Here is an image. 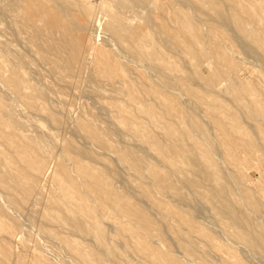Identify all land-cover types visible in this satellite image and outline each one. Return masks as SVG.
Listing matches in <instances>:
<instances>
[{
  "label": "bare ground",
  "instance_id": "6f19581e",
  "mask_svg": "<svg viewBox=\"0 0 264 264\" xmlns=\"http://www.w3.org/2000/svg\"><path fill=\"white\" fill-rule=\"evenodd\" d=\"M138 1L145 8L152 4L162 14L166 10L167 0ZM55 2L67 23L47 0H0V20H5L13 40L22 47L15 49L4 41L0 46V56L6 59L0 61V215L10 221L13 213L22 216L23 201L27 202L34 188L25 175L40 176L53 155L54 135L43 131L30 115L51 122V128L63 122L53 105L57 99L50 96L53 88L49 90L35 79L38 71L33 66L69 85L81 70V51L92 49L95 59L86 77L90 100L73 121L72 138L78 144L63 141L51 172L46 174L50 187L43 199L49 209L41 213L38 232L50 239L48 244L51 241L48 253L78 249L82 264H189L192 261L182 257L179 246L191 255L195 246L178 232L179 245L172 243L164 220L154 216L159 210L165 218L173 213L163 199L170 196L179 209L184 204L193 208L190 216H179V211L173 215L182 218L194 234L210 238L197 222L206 210L228 234L257 249L264 259V232L254 228L253 219L260 218L264 208V77H241L237 66L240 55L254 58L264 73V17L256 14L264 0H180L181 6H169L171 23H156L157 28L149 24L150 17L143 24L135 23L140 13L122 1L107 0L96 11L92 0ZM71 6L87 16L94 11L110 46L105 42L90 47L83 40L85 34L71 33L69 25L78 18L70 12ZM172 53L183 61L182 69L170 59ZM173 93L181 99L177 101ZM157 96L167 100L160 106L144 100ZM105 104L116 113L115 127L99 122ZM254 119L257 123L251 121ZM30 127L36 131H29ZM215 128L220 135L215 134ZM122 135L130 136L132 142ZM149 149L159 157L157 162L166 161L174 168L166 172L150 164L145 158ZM110 156L116 167L119 161H127L137 177H146L136 188L139 196L122 187L118 168L105 163ZM249 168L256 176H250ZM179 171L183 178L176 183L171 173ZM70 205L76 213H71ZM122 215L147 235L156 230L155 245L143 240L153 261L142 253L121 256L110 245L103 225H109L105 220L112 218L114 232H122L126 229L119 219ZM73 237L92 242L91 261ZM218 248L232 253L221 245ZM37 260L29 264H47ZM233 263L243 264L240 258Z\"/></svg>",
  "mask_w": 264,
  "mask_h": 264
},
{
  "label": "rangeland",
  "instance_id": "374dc122",
  "mask_svg": "<svg viewBox=\"0 0 264 264\" xmlns=\"http://www.w3.org/2000/svg\"><path fill=\"white\" fill-rule=\"evenodd\" d=\"M106 1L107 0H92V5L94 7V10L96 11V9H98L99 6L101 4H104ZM117 1H122L123 3H128V4L135 6L136 12L140 13L139 16L136 17V19L134 20V22L137 24H143L145 22V20L147 19V17H150L151 19H149V24L151 23V26L153 28H157L158 25L156 23H159V22L164 21V22H166L167 25L169 23H171V19L167 17V14H169L170 12L172 13V9L169 7L172 3H173L172 5L181 6L180 0H167V2H165L166 10L162 14L160 12V10L154 8V6L152 4L148 5L145 8L144 3L140 2L138 0H117ZM47 2L50 5H52V7L55 8V10L58 12L60 19L64 23L65 22L67 23V19L64 16V14L60 11V7L58 6V3L55 2V0H47ZM24 5L26 6V4H24ZM19 7L21 9H24L23 5H21ZM263 7L261 8V10L256 8V14H258L261 17H264V8ZM141 9H143V10H141ZM182 9L184 10V12H186V13L188 12L187 8H182ZM69 10H70V12L74 13V15L76 17H78L74 21V23H76V24L73 23V24L69 25L70 31L74 36L81 35V37H82L83 34H85L83 36V40H84L85 44H87L90 47H94L95 44H96V46H104V44H106V43L110 46V42L108 41V39L107 38L103 39L105 34L103 33L102 29L100 28V25H98V22L95 19V18H97V16L93 17L94 11H93V14L91 16H87L79 7L71 6ZM29 11L32 14L34 13V11L32 9H30ZM34 17L35 18L37 17L35 15V13H34ZM155 20H156V22H155ZM0 22H1L0 23V46H2L1 42L4 41L6 43H9V45H11V47H13L15 49H21L22 47H20V44L17 41L13 40V38L10 34V30L5 25V20H0ZM78 25H80V27H78ZM81 26H83V27H81ZM2 27H4L5 29L3 30ZM85 37L87 38L88 41L86 40ZM223 38H224L223 36L220 37V39H223ZM6 39L12 40V42L11 41L9 42ZM88 42H89V44H88ZM92 45H94V46H92ZM109 48L112 49L111 47H109ZM91 50L92 49H86V50L81 51V53H80L81 70L76 76H74V78H73L74 80H72L73 81L72 84H69V85H64L62 81H58V80L50 77L44 71L43 68L38 67V66H33L38 71L37 73H34L35 79H37V81L40 82L41 84L45 83L47 89L52 90V88H53L54 93L50 96H51V98L57 99L53 103V105H54V107L57 106L59 115L61 116L63 122L60 126H58L56 128H51L50 127L51 122L48 123V121L44 120L41 116L30 115L31 118L33 119V121H35L43 129V131H47L51 135H54L53 141H54L55 145L52 148V154L53 155H51L50 159H48V161L46 162L47 166L45 165L43 168L44 175H42L43 173H39V174H41L40 176H38V174H35L37 177L34 175V178L31 176L30 173H27L25 175L24 179L26 181H30V182L32 181L34 183V188L32 189L31 195L27 199V202L23 201L24 202L23 204H25L26 208L24 207L19 212L20 216L21 215L22 216L19 217V215H17V213H13L14 216L12 215L13 216L12 221H10V219H8L7 217L0 215V251L5 253V257H4L3 253L0 252V264H29L30 261L34 258H35V260H37L39 258L40 260L38 259L37 261L45 262L47 264H49V263H52V264H54V263L55 264H82L78 260V257H77L78 256V251H77L78 249L77 250L72 249L70 251L71 255L74 258L72 256H70V252L64 253V254L57 253V252H51L52 255L53 254L56 255V256L51 255L52 256L51 257L50 256L51 253H48V251H47L48 250L47 247L50 246L51 241H50V244H48L49 243L48 241L50 239H48L46 237L42 238L39 235V232H38L39 225L38 224H39V221L41 219V213L49 209L46 207L45 201L43 199L44 195L48 192L49 187H50L49 179H48L46 174L48 172H51V170L55 164V156H58V154H59V149H60L59 146H61L64 142H67L68 139L74 140L75 144H78V142L75 140V138L74 139L72 138L73 137V129H74L73 121H74V118L76 117V115L78 114L79 109L84 104V102L90 100L89 97H86L88 95V91L86 90L87 89V86H86L87 78L86 77H87L89 68L91 67V65L95 59L93 51H91ZM233 53H235L234 48H233ZM170 59L173 60V63L175 64V66L177 68L182 69L183 61L181 60V58L177 54L172 53ZM235 59H236V57H235ZM252 59H250V57L245 58V57H242L240 55V59L237 61V66L240 68V70H239L240 76L241 77H247L248 79H255L258 76V74H260L262 77H264V73L260 69V62L254 58H252ZM0 61L6 62V59L3 55L0 56ZM205 68H206V66L204 67V69ZM84 72L86 75L84 74ZM42 88L44 89V87H42ZM173 94L176 97L177 101H179L181 99V97L178 94H176V93H173ZM144 100L151 102V103L155 102L157 105L160 106L167 99L164 96H157V97L148 98V99L145 97ZM59 101H61L62 103ZM76 101H77V103H76ZM225 101L229 102L228 100H225ZM157 105L154 106V108L156 110L155 113L158 115L157 111H159V107ZM89 106H90V104H89ZM91 108L93 111L96 110V108L93 106ZM101 110L103 111V116H102L103 118L102 117H101L102 119L99 118V122L101 123V125L109 124V126L115 127V124H114V122L116 121L115 111L112 110L110 107H108L106 104H105V107ZM24 114L26 115V113H22V115H24ZM69 119L71 122L69 121V123H68L67 120H69ZM251 121L253 123H257L256 119L251 120ZM67 124H68V126H67ZM29 131L35 132L36 128L30 127ZM258 131H259V133L262 134L261 128H259ZM214 132H215V134L220 135V132L216 128L214 129ZM122 137L124 138V140L126 142H128V143L132 142V139L130 136L122 135ZM77 139L80 143L82 142V139L79 136H77ZM70 140H68V141H70ZM56 148H58V149H56ZM150 150L151 149H149V154L145 156L146 160L150 164L158 166L159 168L164 169L166 172H169V169L174 168L172 165L168 164L166 161H161V163L157 162V159H159V157H157V159H156L155 154L153 153V151H150ZM138 153H140V152H138ZM257 155H258V153H257ZM112 157L113 156L108 157L106 159L105 163L110 165V166L112 164V167L118 168V170L121 174L122 182H123L122 187H125L124 189H127V188L130 190L133 189L132 192H135L136 188L138 187L139 182L140 181H146V177H144V176L137 177L136 174L133 172V168L132 169L130 168V167H132V165L129 166L130 163L127 161H119L118 160L119 161L117 164L118 167H116L114 164L115 160H113ZM154 159H156V160H154ZM224 159H226V157ZM224 159H222V160L224 161ZM216 160L220 161L221 159L218 160V158H216ZM84 161L88 162L85 159H84ZM11 164L14 165L13 163H11ZM182 165H185V163H182ZM44 169H45V171H44ZM105 171H107V170L105 169ZM248 171L250 172V176H252V177L256 176L255 171L252 168H249ZM171 176L175 180L176 183H179V180L183 178V173L180 171L179 172H172ZM221 180H223V179H221ZM124 183L126 185H124ZM35 187H36V189H35ZM18 195H20V194H18ZM135 195L139 196V193L135 192ZM61 196H63L62 193H61ZM236 197H238V195H236ZM163 199H164L166 206L169 207V209L171 211H173V213L175 211H179V216H183V215L190 216V214L194 212L193 208L191 206H188V204H186V205L184 204V205L180 206V209H179V207L174 205L173 198L170 196H166V198H163ZM61 202H63V200H61ZM150 205H151V207L154 206V204H152V203ZM16 206H18V205H16ZM16 206H14V208ZM70 206L72 207L71 213L72 214H74V212L76 213L77 211L74 209L75 207L72 205H70ZM7 207H9L8 210L11 212L12 211V210H10L11 206H7ZM247 207H248V205H247ZM11 209H12V207H11ZM262 210L263 211L261 212V217L260 218H253V219L255 222L254 228L256 230H260V231L264 232V208ZM12 212H14V211H12ZM56 212L59 215L61 214V213H59V211H56ZM51 213H53V211ZM173 213L169 214L168 217L165 218L162 216V211L159 210L158 213L155 212L154 216L157 219H161L162 221L164 220L165 224L167 225L166 234H167L168 238H170L169 240L172 243L179 245V240H178L179 238L177 237V233H176V232H178V233H180V235L182 237H187L189 239L190 244L195 246V253H192V255L193 254L196 255L195 257H194V255L192 256L191 253L189 254V253H185L184 251H182V248L179 246V250L181 252L182 257L185 259H190L192 261V262H189V264H236L233 262H236L238 258L241 259L243 264H264V259L261 256L262 254H260V252L257 249L248 246L246 243H244V242L234 238L230 234H228L227 230L223 226L217 224L214 221V219L210 216V213L207 212L206 210H205V212H202V214L200 215V219H198L197 222L200 224V226L203 228V230L210 233V238H208L204 235H199L196 233L194 234V232L189 228L187 223L185 221H183L182 218H179V216L175 217L173 215ZM246 214L248 217H251V215L248 212ZM203 217H205V218H203ZM119 219L123 222L124 228H126L122 232H120V231L114 232V227L110 226V223H112V221H113L112 218H107L105 220L106 221L105 223H109V225H106V224L103 225L107 229L106 233H107L108 239L110 240L109 241L110 245L115 246L117 248V253H120L121 256H125L126 253H133V254L142 253V254L146 255V257L148 259H150V261H153L154 257L151 254H148L149 252L145 249V247L143 245V240L150 241V243L152 245H155V243H153V242L155 240H157V238L155 236L156 230L153 229L152 232L149 235H147V232L143 228H141V227L139 228V226L134 224L133 221H131L126 215L120 216ZM15 220H16V222H15ZM205 221H207V222H205ZM14 223H16V224H14ZM113 225L115 226V224H113ZM213 226L216 228H214ZM230 230H232V228H230ZM221 233H223V234H221ZM73 238L76 239V241H79L78 242L79 247L85 248L83 250L84 251L83 253L85 254L86 258L89 261H91L92 253H93V252H91L92 245H93L92 242L80 241L76 237H73ZM86 242H87V244H86ZM88 242H90L91 244ZM39 245H41L43 248L40 247ZM118 245H120V246H118ZM219 245H221L224 249L231 251L232 253H224L222 251V249L218 248ZM37 246H39V247H37ZM44 250H46V251L44 252ZM102 253H105V252H102ZM106 253H110V252H106ZM248 253H250V254H248ZM184 254H186V256ZM226 254H228L229 256H227ZM6 255L9 256L8 261H5V260H7ZM35 255H36V257H35ZM48 256H49V258H48ZM54 257H56L58 261L54 260V259H56ZM56 261H57V263H56Z\"/></svg>",
  "mask_w": 264,
  "mask_h": 264
}]
</instances>
